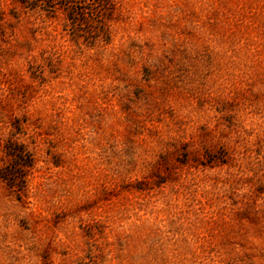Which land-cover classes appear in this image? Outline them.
Listing matches in <instances>:
<instances>
[{
	"label": "rangeland",
	"instance_id": "obj_1",
	"mask_svg": "<svg viewBox=\"0 0 264 264\" xmlns=\"http://www.w3.org/2000/svg\"><path fill=\"white\" fill-rule=\"evenodd\" d=\"M0 264H264V0H0Z\"/></svg>",
	"mask_w": 264,
	"mask_h": 264
},
{
	"label": "trees",
	"instance_id": "obj_2",
	"mask_svg": "<svg viewBox=\"0 0 264 264\" xmlns=\"http://www.w3.org/2000/svg\"><path fill=\"white\" fill-rule=\"evenodd\" d=\"M35 1H41V0H35ZM0 178H3V179H6L4 176H1V174H0Z\"/></svg>",
	"mask_w": 264,
	"mask_h": 264
}]
</instances>
